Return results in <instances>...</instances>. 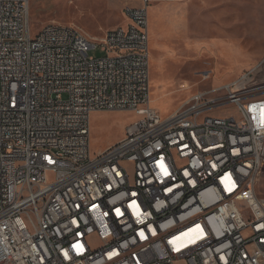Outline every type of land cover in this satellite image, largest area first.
Returning <instances> with one entry per match:
<instances>
[{
	"label": "built area",
	"instance_id": "1",
	"mask_svg": "<svg viewBox=\"0 0 264 264\" xmlns=\"http://www.w3.org/2000/svg\"><path fill=\"white\" fill-rule=\"evenodd\" d=\"M120 1L95 40L0 0V264H264V64L163 117L149 0ZM115 110L141 118L93 154L91 115Z\"/></svg>",
	"mask_w": 264,
	"mask_h": 264
},
{
	"label": "rangeland",
	"instance_id": "2",
	"mask_svg": "<svg viewBox=\"0 0 264 264\" xmlns=\"http://www.w3.org/2000/svg\"><path fill=\"white\" fill-rule=\"evenodd\" d=\"M124 5L120 0H31V24L34 33L49 23L73 25L101 40L109 29L129 22ZM148 33L151 105L166 117L199 91L264 64V0H149ZM90 55L105 52L98 47ZM212 113L237 115V110L229 104ZM140 118L133 111L93 112L92 153L117 143ZM257 191L264 196V173Z\"/></svg>",
	"mask_w": 264,
	"mask_h": 264
},
{
	"label": "crops",
	"instance_id": "3",
	"mask_svg": "<svg viewBox=\"0 0 264 264\" xmlns=\"http://www.w3.org/2000/svg\"><path fill=\"white\" fill-rule=\"evenodd\" d=\"M245 72V71H244Z\"/></svg>",
	"mask_w": 264,
	"mask_h": 264
}]
</instances>
